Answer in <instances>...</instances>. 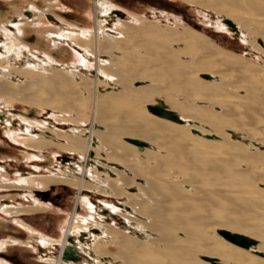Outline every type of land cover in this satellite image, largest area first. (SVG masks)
<instances>
[{
	"label": "bare ground",
	"instance_id": "6f19581e",
	"mask_svg": "<svg viewBox=\"0 0 264 264\" xmlns=\"http://www.w3.org/2000/svg\"><path fill=\"white\" fill-rule=\"evenodd\" d=\"M93 1L95 26L92 30L61 17L60 26H42L40 18L47 8H40L34 0L28 3L31 18L17 8L20 21L9 26L10 21L0 19V101L49 107L54 111L52 119L57 122L20 117L25 125L22 130L20 125L14 128L8 119V136L36 153L55 146L78 156L75 163L58 162L55 170L49 169V174L41 177L20 174L7 181L8 176L0 170V189L30 190L37 184L48 187L67 183L78 187L73 212L63 221L59 239L45 236L25 219L34 211L48 208L47 189L45 193L24 196L18 204L1 205L0 211L17 217L14 221L26 229L30 239L26 242L2 239L0 249L11 243L37 249L35 242L50 250L59 245L58 256L51 258L54 264H264V229L245 234L238 218L237 222L227 221L230 208L244 210L247 205V209L253 208L251 211L255 209L261 214L264 227V94L258 93L256 87L254 90L248 87L249 92L245 88L242 90L246 91H238L239 86L246 85L234 86L230 79L219 80L220 84L212 87L207 82H196L197 89L212 94L198 97L202 112L191 111L192 101L184 96L182 83L193 76L189 77L188 71L192 64L183 62L186 61L184 54L169 51L168 55H157L147 46L142 47V42L147 41L144 36L151 31L172 41L174 50L188 49V45L181 47L182 41L169 36L173 34L157 24L129 26L117 21L114 29L106 28L107 19L122 8L108 0ZM186 1L220 10L214 22L219 30L239 31L240 40L251 47L262 38L264 46V5L257 0H240L257 13L234 10L238 14L235 17L227 16L225 12L229 8L219 0ZM157 14L155 11L154 16ZM245 14L254 16L245 17ZM128 15L131 21H137V17ZM162 16L168 21L172 17L166 12ZM223 18L231 19L235 27L223 23ZM252 21L262 24L256 32L250 30ZM36 27L50 48L69 46L71 59L56 61L50 51L35 50L26 41V32ZM192 32L190 37L194 40L204 36ZM214 61L202 63L217 66ZM92 67L96 69L93 77L88 73ZM247 68L250 72H244V76L253 80L252 71L256 70ZM259 71L264 75V69ZM21 78L24 80L19 81ZM260 86L264 88V83ZM175 91L181 95L176 96ZM246 96L248 101L244 100ZM157 98H163L167 107L180 117L191 120L196 125L194 128L209 131L211 138L205 139L206 132L199 139L178 138L172 134L145 111L146 105L156 103ZM86 111L92 116L89 128H86ZM67 122L71 128L64 130L63 124ZM128 138H139L146 144L139 147ZM41 155H36V159ZM232 155L244 162L233 164ZM86 190H94L106 198L101 205H94L87 196H82ZM111 214L120 215L125 227L109 221L106 215ZM212 225L231 227L236 233L257 239L245 247L220 232L232 243L225 244L210 234L208 228ZM249 226L255 229L251 223ZM67 244L80 252V261L75 262L80 257H62V249Z\"/></svg>",
	"mask_w": 264,
	"mask_h": 264
},
{
	"label": "rangeland",
	"instance_id": "374dc122",
	"mask_svg": "<svg viewBox=\"0 0 264 264\" xmlns=\"http://www.w3.org/2000/svg\"><path fill=\"white\" fill-rule=\"evenodd\" d=\"M29 1L31 0H0V19L4 22L8 23L9 26L11 24L16 23L19 20V16L16 13L17 8H21L23 15L31 18V13L29 9ZM33 1V0H32ZM39 3L40 8H47L46 14L41 16L40 23L42 26L46 25H62L60 21V17L74 25H77L81 28L90 27V29H94L95 26V7L93 0H34ZM110 3L119 6L120 10H115L114 14L111 15L110 19L114 21H108L104 27L114 29V25L117 21L121 23H127L129 26L133 25H155L164 27L167 32L172 33L170 35L172 38H177L183 42L181 47H187L188 49L176 48L175 50L172 47V41L164 38L163 36H156L155 33L149 31L144 37L147 38V41L142 42V47L150 48L153 52L159 54H167L168 52H176V54H184L186 61L184 63L192 64V69H187L189 71V79L188 81H184L182 85L184 86V96L188 97L192 101L191 111L194 112H202L203 108L200 103V99L198 97L204 96L206 94L210 95L207 90H199L196 88V82L208 83L211 87L220 84L219 80L226 81L230 79L229 82H233L235 85H243L246 87L239 86L238 91H246L249 92L251 89L258 88V93L261 95L264 94V88L260 86L264 83V75L260 69H264V49H263V41L262 38H258L254 47L243 43L240 40V33L237 30H219L215 25V21L217 19V15L220 10H214L212 8L206 9L200 5L194 4L192 2L186 0H108ZM221 4L223 3L225 6L229 8V11H226L228 17H235L238 15L234 13V10H238L239 12L245 13H257L256 10L246 8L247 5L244 6L243 3L238 2V0H219ZM236 1V2H235ZM258 3L264 5V0H257ZM238 2V4H237ZM236 3V5H235ZM242 4V5H241ZM49 7H52V9ZM264 7V6H263ZM157 12V16H154V12ZM219 11V12H218ZM162 12L170 13L172 17L170 20L162 16ZM117 14V15H116ZM133 15L137 17V21L133 22L129 18L128 15ZM231 14V15H230ZM253 14H245L243 16L250 17ZM55 15V16H54ZM59 15V16H58ZM211 18H207V16ZM129 16V17H128ZM226 16V15H225ZM254 16V15H253ZM177 17L178 20L175 18ZM263 16H259L262 18ZM223 18L222 22H224ZM264 17L262 18V20ZM13 22V23H12ZM111 22V23H110ZM253 22V21H252ZM227 24V23H226ZM257 25V26H255ZM261 22L252 23L249 27L252 32H256L257 28L261 27ZM196 31V33H201L204 36H199L197 40H194L190 37V33L192 31ZM38 28H31L26 32L27 38L26 41L31 43L34 46V49L39 50L41 52L50 51L52 55H54V59L56 61L65 60L69 61L71 59L72 51L69 46L64 45V47H51L47 43L45 37L41 36L38 32ZM109 33V32H107ZM264 38V36H263ZM150 40V43H148ZM154 42L153 45H150ZM193 43V44H191ZM194 45V46H192ZM248 48V49H247ZM79 49V48H78ZM34 50V51H35ZM192 50V51H191ZM32 51L33 53H35ZM81 53H84L82 49H79ZM248 51L250 53H248ZM192 52V53H191ZM41 55V53H39ZM207 57V58H206ZM66 58H68L66 60ZM215 58V59H214ZM215 60V64H205L208 60ZM219 59V60H217ZM222 60V61H220ZM173 62V59L171 58ZM219 61V62H218ZM91 62H95V60H91ZM222 62V63H220ZM174 63V62H173ZM220 63V65H219ZM171 65V63H169ZM247 66H251V68L255 69L252 71L253 80L249 79V77L244 76V72H250ZM177 67V66H175ZM175 67H171L174 69ZM203 68V69H202ZM205 68V69H204ZM259 68V69H258ZM201 70H205L203 72ZM248 70V71H247ZM93 76L96 75L95 67H92L90 72H88ZM203 73H208L210 75L209 78H205ZM214 73V74H213ZM216 73V74H215ZM218 73V74H217ZM220 73L222 75H220ZM226 73V74H225ZM218 75L220 77H218ZM230 75V76H229ZM234 78H233V77ZM244 76V77H243ZM217 77V78H215ZM222 77V78H221ZM216 79V80H215ZM223 79V80H222ZM261 79V80H257ZM24 78L19 79V81H23ZM217 81V82H216ZM261 81V82H259ZM216 82V83H215ZM228 82V80L226 81ZM230 82V83H231ZM258 82V83H257ZM222 83V82H221ZM235 83V84H234ZM237 83V84H236ZM242 83V84H241ZM259 84V85H258ZM254 85V86H253ZM250 90H249V88ZM246 90H242V89ZM176 92V93H175ZM174 94L176 96L181 95V92L175 91ZM233 92V91H231ZM229 94L230 92H227ZM219 96V95H217ZM216 96V97H217ZM219 98L223 99L222 96ZM164 101L163 98H160ZM246 99V100H245ZM245 101H248V97H244ZM190 101V103H191ZM148 104L145 107L146 113L152 117V119L161 122L162 126L167 128L172 134L177 136L178 138L187 137V138H200V135L207 136L209 131L202 132H192V128L196 127L191 124V120H187L183 117V122H174L162 117H158L154 115L147 109ZM54 111L49 107H41L34 104H24L20 101H13L8 104L6 102L0 101V170L6 174L7 181L14 180L20 174L23 177H27L30 175L34 176H46L49 174V169L55 170L59 165L58 162H61L62 165L67 163L76 162L78 160L77 155H73L69 151H64L58 149L55 146H50L42 149V152L39 153L34 152L33 150L26 148L20 143L14 142L11 137L8 136L7 130H9V126H7L8 119L11 120L14 128H17L19 125L23 130L25 125L20 121V117L27 118L31 121H43L49 120L51 123L57 122L52 119V114ZM87 113V114H86ZM56 115L59 114L55 113ZM151 114V115H150ZM264 115V114H263ZM88 116V117H87ZM90 116V117H89ZM180 116V115H179ZM85 117L87 118V126L89 128L91 125V114L90 112H85ZM190 121V122H189ZM79 122V121H76ZM68 123V124H67ZM63 124L65 127L64 130L71 128V123L67 122ZM70 123V124H69ZM168 123V125H167ZM264 124V123H263ZM167 125V126H166ZM170 126V127H169ZM173 127V130L171 128ZM170 128V129H169ZM197 129V128H196ZM197 129V130H198ZM198 133H201L198 135ZM203 133V134H202ZM203 135V136H204ZM209 135V134H208ZM211 138V136L205 137V139ZM42 154L39 159H36V155ZM232 155L233 164H241V159L238 160L236 157ZM35 157V158H34ZM253 157V156H252ZM251 157V160L253 158ZM236 159V161H235ZM244 162V160L242 161ZM2 167V168H1ZM37 167V168H36ZM10 179V180H9ZM1 181V178H0ZM38 185V186H37ZM35 187H32L30 190L21 189L18 187H5L0 189V206L4 204H18L24 199V196L28 194H37L47 193L50 194L49 198L45 199V202L48 203V208L46 210H38L34 211L31 214L24 215L26 221L31 225L35 230L38 229L39 232L45 234L47 237H51L54 239H59L61 237V228L65 219L71 216L77 196H78V187L74 184L67 183L66 185H48V187H42V185L37 184ZM52 186V187H51ZM51 187V188H50ZM45 188V189H44ZM23 195V196H22ZM82 196H87L92 204H102V200H105V196L103 194H99L94 190L83 191ZM44 200V199H43ZM42 200V201H43ZM118 202L117 200H114ZM14 202V203H13ZM244 207V206H242ZM247 207V205H246ZM230 208L228 211L230 212V217L227 221L230 223L242 222L244 227L242 228L244 233L256 234V231L259 229H264L262 226L261 214H257V212L251 211L253 208ZM109 213V212H108ZM104 215V214H103ZM23 216V215H21ZM109 221H115L118 226L125 227V221L119 217L120 215L111 214L110 216L106 215ZM242 216V217H241ZM21 218V217H20ZM238 218V220H237ZM17 219L15 216L5 215L0 211V240L2 239H16L20 242H26L30 239L27 235V231L24 227L18 225L14 220ZM22 219V218H21ZM242 219V220H241ZM233 221V222H232ZM250 221V222H249ZM216 222V221H214ZM244 222V223H243ZM249 222V223H248ZM250 223L255 229H250ZM247 226V227H246ZM208 229H210V234L214 235L219 241L227 244H232L227 241L220 232L223 230H228L230 232H235L234 228L221 227L220 225H212ZM241 229V230H242ZM247 230V231H246ZM43 231V232H42ZM257 238H255L256 240ZM25 240V241H24ZM33 244L38 247L37 249L32 248L27 244L22 243H11L0 249V264H54L51 258L57 257L59 254V245L54 246L56 248L49 249L48 246L40 245V243ZM234 245V244H233ZM259 256V255H257ZM201 257V256H200ZM262 257V256H260ZM90 260L89 257H85ZM51 259V260H50ZM76 260L75 262L80 261ZM201 260L204 259L201 257ZM71 260V259H69Z\"/></svg>",
	"mask_w": 264,
	"mask_h": 264
},
{
	"label": "water",
	"instance_id": "95a60500",
	"mask_svg": "<svg viewBox=\"0 0 264 264\" xmlns=\"http://www.w3.org/2000/svg\"><path fill=\"white\" fill-rule=\"evenodd\" d=\"M224 21L227 22L228 24L232 25L233 27H235V24L232 22L231 19H224ZM203 76L206 78H209L211 75L208 73H203ZM156 101H157L156 103L148 104L147 109L149 111H151L152 113H154L158 116L168 118V119H171L173 121H178V122L184 121V120H182V118L179 116V114L175 110L169 109L164 101H162L159 98H157ZM192 131L198 132V130L194 127L192 128ZM207 136H211V135L207 134ZM128 140L136 143L137 145H139V147H142L143 145L146 144L145 140H142L139 138H128ZM221 232L227 239H229L235 243H238L242 246H245V247H248L251 243L255 242V240L253 238H250V237L243 235V234H240V233L230 232L228 230H223ZM258 253L262 254V252H260V251ZM70 256L73 258H79L81 256V254L78 250H76L74 248V246H72L71 244H67L62 249V257L64 259H68ZM216 264H232V263L216 262Z\"/></svg>",
	"mask_w": 264,
	"mask_h": 264
}]
</instances>
